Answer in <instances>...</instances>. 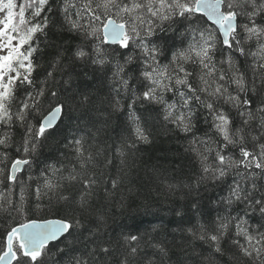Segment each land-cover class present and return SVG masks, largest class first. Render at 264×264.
Masks as SVG:
<instances>
[{
	"label": "snow or ice",
	"instance_id": "snow-or-ice-1",
	"mask_svg": "<svg viewBox=\"0 0 264 264\" xmlns=\"http://www.w3.org/2000/svg\"><path fill=\"white\" fill-rule=\"evenodd\" d=\"M53 18L74 47L49 38ZM96 74L112 112L127 100L118 145L101 143L79 83ZM137 101L159 106L193 164L184 178L152 170L162 194L190 202L172 210L171 242L154 221L109 232L97 208L124 206L151 142ZM218 262L264 264V0H0V264Z\"/></svg>",
	"mask_w": 264,
	"mask_h": 264
},
{
	"label": "trees",
	"instance_id": "trees-1",
	"mask_svg": "<svg viewBox=\"0 0 264 264\" xmlns=\"http://www.w3.org/2000/svg\"><path fill=\"white\" fill-rule=\"evenodd\" d=\"M53 22L57 24L50 33V39L54 42L65 43L68 48L74 47L78 41L74 36L62 31L59 23L53 18ZM53 50L47 49L42 54V62L44 67H47V61L52 57ZM81 67H77L76 71H81ZM44 68L40 69L42 75ZM68 71H72V66H69ZM89 75H91V71ZM81 87H87L92 94V106L89 114L93 119L99 120L96 126L101 128L99 139L102 144L113 145L119 144L122 138H127L130 135V120L128 118L127 100L123 99L124 108L119 112H112L107 106L108 86L103 81V77L96 74L91 80H80ZM135 114L141 118V123L150 133V143H140L138 145L137 160L138 169L134 182L130 187L131 192L124 191L126 197L123 207H118L115 202L97 205L101 211L107 213L109 217L108 231L119 232L121 227H135L139 225L141 228L150 227L149 221H154L160 228L159 236L169 242L172 240L173 229L176 228V217L173 215V208L178 203H184L188 207L189 201H179L175 198L166 197L161 188L160 181L152 176L154 168H160L171 176L184 178L193 170V164L190 158L185 154L184 147L187 146V140L183 137L168 131L161 122L159 116V106L148 104L147 102L137 101L135 104ZM105 120L107 123L105 124ZM74 126V122H73ZM170 127V126H169ZM206 127L200 125V128ZM202 134V133H201ZM16 139H20V131L16 132ZM54 152V149L45 148L41 160L45 159ZM15 155V153H13ZM38 171V169H35ZM111 171V170H109ZM215 195L209 191L202 197L207 202V198ZM62 214V213H61ZM91 217L86 218V226L91 223ZM81 231L85 232L86 229ZM177 245L183 244L184 240L180 239L179 231L177 230ZM185 239H187L185 237ZM205 246L199 242H192L187 248L189 256L195 260L198 256L205 252ZM175 259L177 256H184V250L176 247L171 253ZM229 256L222 258V261L229 260ZM222 264V262H218Z\"/></svg>",
	"mask_w": 264,
	"mask_h": 264
}]
</instances>
